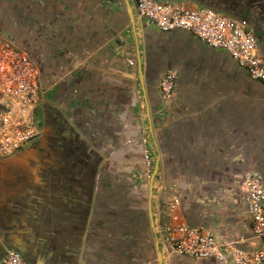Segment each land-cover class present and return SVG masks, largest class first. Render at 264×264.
<instances>
[{
	"label": "crops",
	"instance_id": "obj_1",
	"mask_svg": "<svg viewBox=\"0 0 264 264\" xmlns=\"http://www.w3.org/2000/svg\"><path fill=\"white\" fill-rule=\"evenodd\" d=\"M111 1L15 0L61 35L46 60L55 77L48 90L77 84L66 120L89 158L61 192L58 181L36 182L46 193L3 200L12 211L0 213V242L28 264H235L175 255L159 226L174 207L218 242L257 244L242 179L246 171L264 178V85L191 33L149 25L135 0ZM167 1L234 13L225 0ZM250 27L264 52V12ZM170 71L176 88L162 99L158 81ZM139 190L147 201L135 211Z\"/></svg>",
	"mask_w": 264,
	"mask_h": 264
},
{
	"label": "built area",
	"instance_id": "obj_2",
	"mask_svg": "<svg viewBox=\"0 0 264 264\" xmlns=\"http://www.w3.org/2000/svg\"><path fill=\"white\" fill-rule=\"evenodd\" d=\"M137 15L162 32L186 31L207 46L225 51L251 79L264 85V52L244 18L226 15L210 7H187L167 0H135ZM130 65L133 62L129 61ZM33 62L9 42L0 40V97L10 100L18 111L35 110L41 90ZM177 75H161L158 89L162 99L172 97ZM0 102V159L19 151L37 135L36 125L26 116H5L10 109ZM242 192L252 223L255 246L244 241L219 243L201 227L190 225L177 208L165 211L159 233L170 252L193 259L225 260L235 264H264V180L260 173L249 172ZM0 264H28L20 253L7 247Z\"/></svg>",
	"mask_w": 264,
	"mask_h": 264
},
{
	"label": "rangeland",
	"instance_id": "obj_3",
	"mask_svg": "<svg viewBox=\"0 0 264 264\" xmlns=\"http://www.w3.org/2000/svg\"><path fill=\"white\" fill-rule=\"evenodd\" d=\"M103 1L105 3H108L109 5H111L112 2L111 0H103ZM14 4H15V0H0V40L9 42L11 45H13L16 49L20 50L33 62L38 72V79H39L38 82L40 84L41 96L44 95L47 96V94L50 93L54 95L56 99L59 100L61 107H63V111L64 109L67 110V113L64 116L70 119L69 115L71 114V112L76 110V107L79 103L77 99L78 98L77 91H79V89L77 88V84H74L72 89H69V87L67 86H64L63 89V86H61V84H57V86L54 89L48 90L50 88L49 83L52 84L53 81L55 80V77H52L54 75L47 71L48 66L52 64V60H48V61L46 60L48 59V56L50 54L59 51L61 49V42H60L61 35L51 31L52 28L46 25L47 22H45V19L42 18L43 17L42 14L35 15V12L31 13L28 8L26 9L22 8V10L15 9ZM34 18L35 19L41 18L39 21L40 24H38L37 27L32 22L34 21ZM249 22L251 23V21ZM55 34H57L58 37L57 40L55 39ZM46 62L50 64H46ZM105 95L106 94H103L101 96L104 98ZM63 98H66L68 100L70 98H74L72 100L70 99L71 106L64 104L62 102ZM0 102L2 103L1 107H3L5 110L10 109L9 113L5 112V116L7 115L12 117L14 116L17 118L23 115L24 116L27 115L30 121H32L36 125L37 135L35 136V138L32 139L30 142L23 144L21 149H19V151L16 152V153H20L21 156L23 157L20 161L24 167L23 169L24 173L25 174L28 173L30 175L35 176L37 171L39 170L38 167L44 168L45 165L49 163L52 157L51 153H53L52 151L53 149H52L51 141L53 137H55L56 132L54 131L51 132L50 128H46V127L43 130L41 129L42 127L39 121V116L37 115L36 112L37 106L35 110H33V112L26 111L25 113H22L18 111V109H15L14 106H12V104L9 103L11 101L8 100L7 98L3 96L0 97ZM67 115L69 117H67ZM74 126H77V123H74ZM262 129L264 130V96L262 98ZM43 137L46 138V140L42 141ZM75 141L77 143L78 140ZM69 142L71 141L69 140ZM32 143L35 145L30 146ZM41 147H42V152L36 150L37 148H41ZM31 160H33L34 163H36L37 165L36 167L34 166L33 168L30 166ZM120 175L123 176L124 174L118 173L117 176L120 177ZM141 183L142 182H139V180L134 181V193L138 191L136 187L137 185H141ZM144 192L146 195L148 193V189L145 190ZM42 193L44 194L46 193V191ZM141 193L142 192L139 190V194H136L137 197L136 196L134 197L135 211L137 210L136 208L137 204L141 205L142 202L147 201V200L144 201V199L141 197Z\"/></svg>",
	"mask_w": 264,
	"mask_h": 264
},
{
	"label": "flooded vegetation",
	"instance_id": "obj_4",
	"mask_svg": "<svg viewBox=\"0 0 264 264\" xmlns=\"http://www.w3.org/2000/svg\"><path fill=\"white\" fill-rule=\"evenodd\" d=\"M41 129L50 128L51 132H56L52 139V157L44 168H39L36 175L24 173L20 153H16L9 158L0 159V213L5 209L12 211L7 203L3 200L12 198L25 197L28 198L29 193L45 192L44 187L36 185V182L49 183L58 181L60 183L59 192L63 190L65 180L71 177L75 178L74 165L77 163H87L89 155L86 153L84 142L78 136L71 135L69 131L68 121L66 120V109L63 111L59 100L52 94L40 96L36 108ZM35 112V113H36ZM69 140L71 142H69ZM75 140H78L77 143ZM75 144V145H72ZM31 144L30 146H34ZM42 152V147L36 149ZM7 160H13L6 162ZM30 166L36 167L33 160L30 161ZM73 165V166H72ZM33 174V173H32ZM24 200V199H23ZM6 247L0 244V258L4 254Z\"/></svg>",
	"mask_w": 264,
	"mask_h": 264
},
{
	"label": "trees",
	"instance_id": "obj_5",
	"mask_svg": "<svg viewBox=\"0 0 264 264\" xmlns=\"http://www.w3.org/2000/svg\"><path fill=\"white\" fill-rule=\"evenodd\" d=\"M225 2V5L229 4L232 8V11L234 10V13L226 12V15L233 16L236 18H244L248 21H253L254 17H257L259 13L264 12V0H225ZM205 7L210 6L207 5ZM210 8L219 11L214 7Z\"/></svg>",
	"mask_w": 264,
	"mask_h": 264
},
{
	"label": "water",
	"instance_id": "obj_6",
	"mask_svg": "<svg viewBox=\"0 0 264 264\" xmlns=\"http://www.w3.org/2000/svg\"><path fill=\"white\" fill-rule=\"evenodd\" d=\"M129 9H130V14H131V17H133V12H132V9H131V7H129ZM48 137V136H47ZM44 140H46V138H44L43 137V139H42V141H44ZM9 161H12V160H7L6 162H9ZM249 172H259V171H246L244 174H243V179H242V183H243V180H244V177H245V175L247 174V173H249ZM155 175V174H154ZM262 175V174H261ZM263 177V176H262ZM263 180H264V178H263ZM13 214V213H12ZM214 236V235H213ZM215 237V236H214ZM217 240V239H216ZM219 243H221V242H219ZM0 244L1 245H3V246H5L6 248H7V246H6V244L4 243V242H0ZM160 253V252H159ZM162 257V255H161V253H160V258ZM226 259H228V260H230V261H232V259L230 258V257H227Z\"/></svg>",
	"mask_w": 264,
	"mask_h": 264
}]
</instances>
